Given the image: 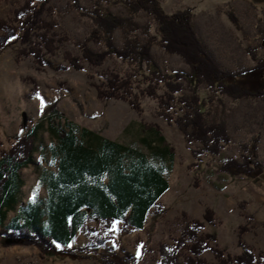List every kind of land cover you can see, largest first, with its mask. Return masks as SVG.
<instances>
[{"label": "trees", "instance_id": "16d2710c", "mask_svg": "<svg viewBox=\"0 0 264 264\" xmlns=\"http://www.w3.org/2000/svg\"><path fill=\"white\" fill-rule=\"evenodd\" d=\"M3 1L9 0H0V4ZM52 2L25 0L13 10V18L1 19L0 54L13 40H18L24 46L17 53L19 57L32 56L39 66L45 65L46 56H55L63 40L57 38L56 24L49 18L53 14ZM72 3L81 16L92 22L87 41L102 50L96 52L86 41L78 42L81 58L64 54L69 65L80 71L81 59L100 67L106 59L114 57L135 68L136 80L119 73L104 78L94 86L96 97L126 102L138 113L142 110L137 94L156 101L157 116L178 128L196 161L206 155L217 157L232 143L226 122L218 117L217 109L224 107L225 98L264 99V81L255 89L242 83L254 73L264 76V44L258 48L261 56L250 52L255 62L252 68L231 72L223 70L205 48L195 30L191 8L168 14L160 0H102L91 9L80 6L79 0ZM141 15L151 22L140 23L137 18ZM227 15L237 26L234 12L228 10ZM117 32L121 35L120 46L115 41ZM155 45L168 55L180 57L188 70L164 72L152 55ZM26 121L20 125L18 135L12 137L9 150L0 151V221L4 212L18 204L20 171L33 164L36 130L28 129L30 119ZM55 131L58 144L52 149L56 170L46 169L41 174L46 200L35 199L27 208L19 209L13 228L0 231L3 243L33 245L44 255L62 254L73 260L132 264L133 258L128 253L106 246L112 240V228L117 223L122 226L121 231L128 228L141 231L150 211L153 209L157 214L161 210L158 200L168 189L167 181L143 153L117 141L74 124L67 130ZM258 144L259 136L242 144L240 159H230L219 165L218 170L232 177L260 175L264 167L259 161ZM169 153L174 151L170 149ZM44 219L47 227L42 230ZM213 222L214 212L207 208L202 221L187 222L172 247L160 246V264H180L182 249L187 252L182 264H256L255 256L245 249L242 241L245 227L240 228L238 235L240 254L231 256L219 247L210 248L209 244L216 242L217 237L203 230L205 223L213 225ZM78 231L84 233L89 244L73 243ZM207 250L214 254L215 262L201 257Z\"/></svg>", "mask_w": 264, "mask_h": 264}, {"label": "rangeland", "instance_id": "374dc122", "mask_svg": "<svg viewBox=\"0 0 264 264\" xmlns=\"http://www.w3.org/2000/svg\"><path fill=\"white\" fill-rule=\"evenodd\" d=\"M25 0H9L0 4V20L13 18V10ZM51 18L57 38L63 42L57 54L44 58L39 66L32 56L19 57L24 48L18 40L0 54V151L9 150L12 137L19 127L30 119L28 129L36 130L33 164L21 170L22 186L18 204L4 212L0 231L12 229L19 209L27 208L32 200L44 202L47 191L41 184V174L56 170L53 149L58 144L56 128L67 130L69 125L87 128L101 137L143 153L147 161L159 169L168 183V189L158 200L160 211H150L140 231L115 224L112 240L106 246L122 249L133 258L132 264H160V246L169 247L180 237L184 225L193 220L202 221L206 208L214 212L213 225L205 223L203 233L215 234L218 248L235 256L241 253L237 241L240 228L245 249L264 264V172L254 178L232 177L219 171V165L230 159H240V146L259 136V161L264 167V99H224L218 117L227 124L232 143L219 156H203L196 161L190 154L182 133L168 125L156 114V101L137 94L141 113L135 112L126 102L98 99L95 85L111 73L136 80L135 68L109 57L100 67L80 60L83 69L72 68L64 58L65 52L81 58L78 42L86 41L93 51L102 48L87 41L92 22L81 16L73 7V0H53ZM102 0H79L80 6L91 9ZM164 11L172 14L191 8L194 26L205 48L223 70L235 72L255 65L250 52L261 56L258 49L264 44V0H160ZM105 4L104 2L102 3ZM105 6V5H104ZM232 10L238 25H234L227 12ZM115 12L119 11L114 9ZM140 23L151 20L144 15ZM120 46L121 35L115 34ZM152 55L164 72L187 71V65L176 55H168L158 45ZM264 76L254 73L242 83L259 88ZM137 92V91H136ZM197 148V145H194ZM170 149L174 151L169 153ZM193 163L198 165L195 167ZM264 170V169H263ZM90 226V225H89ZM46 220L42 230L46 229ZM103 230V229H100ZM104 234V233H103ZM88 239L78 231L73 243L85 246ZM186 250L179 253L182 264ZM209 263L214 254L207 250L201 256ZM0 264H99L93 260H73L62 254H42L36 246L9 243L0 237Z\"/></svg>", "mask_w": 264, "mask_h": 264}, {"label": "snow or ice", "instance_id": "6c2138e0", "mask_svg": "<svg viewBox=\"0 0 264 264\" xmlns=\"http://www.w3.org/2000/svg\"><path fill=\"white\" fill-rule=\"evenodd\" d=\"M59 247V245H57Z\"/></svg>", "mask_w": 264, "mask_h": 264}]
</instances>
